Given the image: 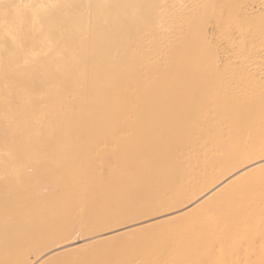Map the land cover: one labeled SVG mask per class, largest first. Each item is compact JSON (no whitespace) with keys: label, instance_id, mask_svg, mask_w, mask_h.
Masks as SVG:
<instances>
[{"label":"bare ground","instance_id":"6f19581e","mask_svg":"<svg viewBox=\"0 0 264 264\" xmlns=\"http://www.w3.org/2000/svg\"><path fill=\"white\" fill-rule=\"evenodd\" d=\"M0 264H264V0H0Z\"/></svg>","mask_w":264,"mask_h":264}]
</instances>
